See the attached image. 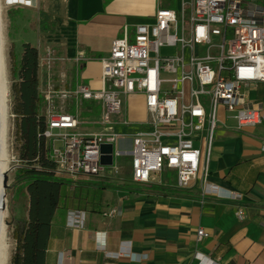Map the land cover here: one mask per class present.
Returning <instances> with one entry per match:
<instances>
[{
  "label": "built area",
  "instance_id": "built-area-1",
  "mask_svg": "<svg viewBox=\"0 0 264 264\" xmlns=\"http://www.w3.org/2000/svg\"><path fill=\"white\" fill-rule=\"evenodd\" d=\"M24 5L31 6L29 1ZM181 7L178 12L159 2L152 22L136 24L132 32L125 27L123 36L112 41L100 60V89L78 83L76 88L57 91L51 81L43 87L44 136L57 177L115 179L129 170V182L149 185L156 176L162 177L161 183L171 180L164 174L167 171L173 173L177 187L188 188L199 181L207 190L219 106L232 114L238 130L262 123L261 109L249 106L247 87L264 82V7L256 0H182ZM167 49H173L171 54ZM82 58L79 55L77 61ZM138 95H143L149 114L148 120L138 123L149 129L132 133L127 131L132 122L126 113L124 119L117 117L129 97ZM60 97L80 104L100 102L101 127L79 132L80 117L57 112L52 105ZM118 127L123 131L118 132ZM104 143L113 144L111 166L101 164ZM115 213L113 209L106 215ZM71 215L85 219L84 212ZM236 215L243 220L245 213L239 209ZM197 234L198 241L210 235L203 228ZM108 256L148 258L124 248ZM194 256L198 264L211 263L201 252Z\"/></svg>",
  "mask_w": 264,
  "mask_h": 264
},
{
  "label": "crops",
  "instance_id": "crops-1",
  "mask_svg": "<svg viewBox=\"0 0 264 264\" xmlns=\"http://www.w3.org/2000/svg\"><path fill=\"white\" fill-rule=\"evenodd\" d=\"M37 1L48 18L67 23L75 48L64 50L76 60L83 56L77 84L92 89L103 86L100 60L112 41L126 26L132 32L148 22L145 17L155 15L159 2L164 6L161 0ZM256 4L264 7V0ZM247 92L249 106L264 114V82L249 84ZM78 131L97 130L82 121ZM123 174L61 178L69 198L67 211L53 222L54 264H198L197 251L210 264H264V119L238 130L230 113L218 123L208 183L224 193L206 190L199 181L188 188L177 187L175 180L161 183V176L153 184H133ZM113 209L116 213L107 216ZM239 209L243 220L236 215ZM83 212L84 220L71 215ZM200 228L210 234L202 241ZM122 248L148 258L108 256Z\"/></svg>",
  "mask_w": 264,
  "mask_h": 264
},
{
  "label": "rangeland",
  "instance_id": "rangeland-1",
  "mask_svg": "<svg viewBox=\"0 0 264 264\" xmlns=\"http://www.w3.org/2000/svg\"><path fill=\"white\" fill-rule=\"evenodd\" d=\"M190 1V0H186ZM164 6L177 10L182 9V0H161ZM35 5V6H34ZM31 6L24 4H12L8 0H0L1 14V50L4 58V70L9 90L7 101V114L5 121V140L7 152L9 155L7 175V187L4 188L5 198V216L6 224V250L7 264L13 263V257L17 251V241L14 238L16 221L22 217L29 205V195L24 181L20 180L19 168L23 167L19 157V141L17 139V116L16 110L19 103L18 89L20 75L17 72L20 67L25 44H31L38 49L39 54V87H43L51 81V85L56 90L66 87L76 88L77 82L81 76V64L76 60V55L67 53L64 49L72 47V40L75 36L70 34L66 22L62 20H53L43 13L41 5L35 2ZM146 21L152 22L154 16L148 15ZM123 34L120 36L122 37ZM173 49H167V54H171ZM104 54V53H103ZM57 112H70L78 115L83 121V126L92 127L98 130L102 106L100 102L84 100L80 104L76 99L55 98L52 102ZM92 109V111H89ZM47 103L41 108V114L46 113ZM126 119L132 122V127L128 132H137L139 130L149 129L139 121L148 120L149 114L143 95L132 96L126 101L125 111L117 119ZM228 113L223 106H219V122L228 120ZM118 132L123 131L117 128ZM61 143H58L60 145ZM120 159V158H119ZM129 164V159H127ZM166 177L173 179L172 172H165ZM125 178L130 176L126 172ZM28 213V211H27ZM64 209H60L58 216H63Z\"/></svg>",
  "mask_w": 264,
  "mask_h": 264
},
{
  "label": "trees",
  "instance_id": "trees-1",
  "mask_svg": "<svg viewBox=\"0 0 264 264\" xmlns=\"http://www.w3.org/2000/svg\"><path fill=\"white\" fill-rule=\"evenodd\" d=\"M23 49L17 70L20 83L15 110L23 164L18 177L27 186L29 205L15 224L17 251L12 264H54L50 251L53 222L60 209H64V214L67 211L69 185L56 176L55 164L49 158L51 147L44 136L46 117L41 114L46 99L39 87L38 49L29 43Z\"/></svg>",
  "mask_w": 264,
  "mask_h": 264
},
{
  "label": "bare ground",
  "instance_id": "bare-ground-1",
  "mask_svg": "<svg viewBox=\"0 0 264 264\" xmlns=\"http://www.w3.org/2000/svg\"><path fill=\"white\" fill-rule=\"evenodd\" d=\"M9 3L12 4H24L27 1L30 2V5H34L37 3V0H8ZM35 6V5H34ZM1 9V6H0ZM1 14H0V122H1V137H0V148H1V155H0V180H3V173L8 169L9 165V155L7 152L6 140H5V121H6V114H7V101H8V94L9 90L7 87V80L5 77V70H4V58L1 50ZM214 187V191L219 193H224L223 189L219 188L217 185L209 186V189ZM0 201L5 203L4 198V187L1 186V198ZM0 202V203H1ZM4 209H0V264H7V250H6V224L4 222L5 212Z\"/></svg>",
  "mask_w": 264,
  "mask_h": 264
},
{
  "label": "water",
  "instance_id": "water-1",
  "mask_svg": "<svg viewBox=\"0 0 264 264\" xmlns=\"http://www.w3.org/2000/svg\"><path fill=\"white\" fill-rule=\"evenodd\" d=\"M0 137H1V122H0ZM1 155V148H0ZM101 164L104 166H111L113 164V144L104 143L101 145ZM1 186L7 187V175L3 173V180H0V198H1ZM1 202V201H0ZM5 208L3 201L0 203V209Z\"/></svg>",
  "mask_w": 264,
  "mask_h": 264
}]
</instances>
